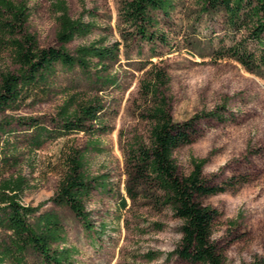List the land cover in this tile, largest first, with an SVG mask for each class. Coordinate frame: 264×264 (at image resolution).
Instances as JSON below:
<instances>
[{"label":"rangeland","instance_id":"1","mask_svg":"<svg viewBox=\"0 0 264 264\" xmlns=\"http://www.w3.org/2000/svg\"><path fill=\"white\" fill-rule=\"evenodd\" d=\"M15 1L29 7L25 27L39 44L59 46L54 0ZM122 1L66 0L73 17L91 10L93 16L86 14L85 19L93 17L98 26L66 47L74 52L90 42L119 44V61L101 71L102 77H115L117 84L95 83L91 80L94 72L90 76L78 67H59L50 89L0 111V122L12 121L6 133L0 131V183L10 176H24L27 186L22 202L43 203L42 211L58 213L67 229V244L76 250L72 264H193L176 256L166 258L181 240V220L168 207L160 208L144 197L132 200L126 190L129 149L137 142H150L151 122L146 112L152 102L142 93V82L149 79L155 64L169 77L162 91L175 120L218 107L228 117L225 121L200 120L195 140L180 147L175 158L183 175L192 170V157H208L203 172L211 182L247 178L225 192L206 196L204 202L220 213L213 237L225 254V264H264V76L234 59L215 58L225 34L222 17L199 18L193 0H185L170 18L160 15L164 35L151 41L139 40L129 30L122 33ZM18 67L11 48L0 45V70L16 71ZM92 97L104 107L103 129L52 136L39 147H29L34 128L20 120L36 118L53 130L62 108L76 109ZM73 150L86 154L91 175H108L110 190H95L86 200L96 230L93 238L69 207L51 200L65 178ZM12 154L18 160L9 158ZM149 251L163 254L149 260L144 256ZM28 264L42 263L30 258Z\"/></svg>","mask_w":264,"mask_h":264},{"label":"trees","instance_id":"2","mask_svg":"<svg viewBox=\"0 0 264 264\" xmlns=\"http://www.w3.org/2000/svg\"><path fill=\"white\" fill-rule=\"evenodd\" d=\"M184 1L123 0L119 8L120 22L124 25L122 33L125 35L129 30L133 37L147 41L164 35L160 15L170 18ZM193 3L199 18L204 15L222 17L225 34L215 58L234 59L248 71L264 76V0H193ZM52 7L58 15L60 45L42 47L36 35L25 27L30 17L26 3L0 0V45L11 48L13 59L19 65L16 71L0 70V111L50 89L51 79L59 67H78L90 76L94 72L91 80L95 83L117 84L115 77H102L101 71L119 61V44L90 42L79 45L74 52L66 47L75 38L86 37L98 27L93 17L85 19L86 14L90 17L93 12L84 9L79 17H73L66 0H54ZM168 81L166 71L153 64L149 79L142 82V93L152 102L146 112L151 122L150 142H137L129 149L126 190L132 200L144 197L160 208L168 207L181 220V240L174 250L166 253L167 260L176 256L193 264H225V254L213 237L220 213L206 204L204 198L243 184L247 178L211 182L203 172L208 157H192L190 173H180L175 152L193 143L199 121L204 118L225 121L228 117L218 107L196 113L184 121L175 120L170 101L162 91ZM103 109L100 101L92 97L76 109L67 105L62 108L53 130L36 118L20 122L34 128L29 147H39L52 136L103 129ZM11 123L1 121L0 131L6 133ZM11 157L19 158L17 154ZM109 185L107 174L91 175L86 169V154L73 150L65 178L51 200L56 205L69 207L93 238L96 230L86 209V200L95 190L109 191ZM26 186L27 180L22 175L10 176L0 183V264H28L30 258L42 264L74 263L76 250L67 244V229L62 219L53 210L42 211L43 203L33 206L22 202ZM162 254L149 251L144 256L153 260Z\"/></svg>","mask_w":264,"mask_h":264}]
</instances>
